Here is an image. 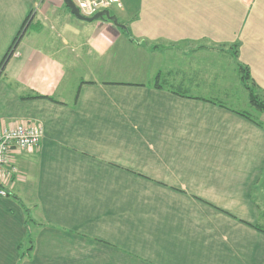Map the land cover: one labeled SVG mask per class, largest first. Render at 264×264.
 <instances>
[{
	"label": "crops",
	"instance_id": "1",
	"mask_svg": "<svg viewBox=\"0 0 264 264\" xmlns=\"http://www.w3.org/2000/svg\"><path fill=\"white\" fill-rule=\"evenodd\" d=\"M113 9L119 25L0 0V62L32 13L0 70V124L44 128L0 177V264H264V111L218 98L245 88L238 63L264 95V0Z\"/></svg>",
	"mask_w": 264,
	"mask_h": 264
},
{
	"label": "built area",
	"instance_id": "2",
	"mask_svg": "<svg viewBox=\"0 0 264 264\" xmlns=\"http://www.w3.org/2000/svg\"><path fill=\"white\" fill-rule=\"evenodd\" d=\"M84 16L110 10L120 4V0H73ZM44 128L40 122L22 121L0 124V177L10 176L15 171L14 154L17 150H27L40 143ZM8 195L7 188L0 181V197Z\"/></svg>",
	"mask_w": 264,
	"mask_h": 264
},
{
	"label": "trees",
	"instance_id": "3",
	"mask_svg": "<svg viewBox=\"0 0 264 264\" xmlns=\"http://www.w3.org/2000/svg\"><path fill=\"white\" fill-rule=\"evenodd\" d=\"M31 18V13L28 16V18L26 19V21L24 22L22 29L18 32L17 36L15 37L12 45L10 46V48L7 50V52L5 53L3 59L0 62V70L3 69V67L6 65L8 59L13 55L14 52V48L17 46L18 40L20 39V37L23 35L24 30L26 28V26L28 25V22L30 21ZM238 47V45H236V48ZM238 50L234 51V56L237 58L238 56ZM238 68L241 70V79L244 83V85L246 86V88L248 89L249 92V102L250 104L255 107L256 109H258L259 111H264V99H262L261 97H258L259 95L255 92L256 88L253 84V80L249 71L248 66H245L241 63H238ZM155 86L160 87L162 86V84L159 83V80L156 79L155 81ZM175 92H177L175 89H172ZM258 95V96H257ZM33 97H45L43 95L40 94H34L32 95ZM222 105L227 106L226 103L224 102H220ZM239 113H241L242 115H245L248 118L254 119L252 117V115L249 114L248 111H239ZM31 235L28 237V242L31 241Z\"/></svg>",
	"mask_w": 264,
	"mask_h": 264
},
{
	"label": "rangeland",
	"instance_id": "4",
	"mask_svg": "<svg viewBox=\"0 0 264 264\" xmlns=\"http://www.w3.org/2000/svg\"><path fill=\"white\" fill-rule=\"evenodd\" d=\"M111 10L114 12L113 7H111ZM31 15H32V13H31ZM74 18H76V17L74 16ZM238 49H239V45H238L237 48H236L235 45L234 46L232 45L231 48H229V50L231 51V53L229 51V56H228V53L226 54V57L227 58L222 55L223 57L221 59V62H223L224 64L227 63V62L229 63V65H226L225 64V70L226 71L232 72L234 70L233 69V65L230 64L232 62V60H233L232 59L233 57L231 55L232 54L234 55V51L235 50H238ZM15 50H16V47L14 48V52L13 53H15ZM241 73H242L241 70L238 68V71H236V73H231L230 75H231V77H233V75H234V77L237 76L238 79H239V82H242L243 83V81L241 79ZM245 88H246V86H245ZM245 88L240 87V93L238 95V99H233V98H230V97H229V99H227L224 96V94L220 95L218 98H221L228 105H232V106H236V107H240V108H245L246 109L245 111H248L250 115L257 116L258 115V109H256L255 107H253L251 104L249 105V103H250L249 102L250 101L249 100V98H250L249 97V92H248V89L247 88L245 89ZM255 92L259 95V96L257 95L258 97H261L262 99H264V95L263 94L259 93L257 90ZM247 94H248V96H247ZM246 104H248V105L246 106Z\"/></svg>",
	"mask_w": 264,
	"mask_h": 264
},
{
	"label": "water",
	"instance_id": "5",
	"mask_svg": "<svg viewBox=\"0 0 264 264\" xmlns=\"http://www.w3.org/2000/svg\"><path fill=\"white\" fill-rule=\"evenodd\" d=\"M64 1L66 4V7L70 10L71 14H73L76 18L80 20L92 22L98 19H107L119 25L117 17L111 14L110 10L108 9L100 11L94 14L93 16H84L83 14L80 13L79 8L76 6L73 0H64Z\"/></svg>",
	"mask_w": 264,
	"mask_h": 264
}]
</instances>
